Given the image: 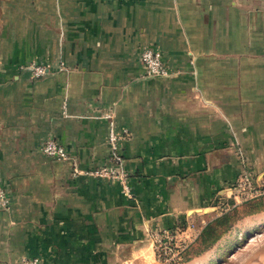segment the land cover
<instances>
[{
  "label": "crops",
  "instance_id": "1",
  "mask_svg": "<svg viewBox=\"0 0 264 264\" xmlns=\"http://www.w3.org/2000/svg\"><path fill=\"white\" fill-rule=\"evenodd\" d=\"M144 48L175 73L146 75ZM108 109L131 198L85 173L107 160ZM261 151L264 0H0V264H143L151 231L204 219Z\"/></svg>",
  "mask_w": 264,
  "mask_h": 264
},
{
  "label": "rangeland",
  "instance_id": "2",
  "mask_svg": "<svg viewBox=\"0 0 264 264\" xmlns=\"http://www.w3.org/2000/svg\"><path fill=\"white\" fill-rule=\"evenodd\" d=\"M261 153L255 157L240 156L239 172L228 182L227 193L212 199L211 207L203 212L204 219L190 220L200 231L207 222L218 218L219 228L226 227L225 232L209 247L208 240L192 242L179 264H264V154ZM153 252L151 258L143 257V264H156ZM129 259L128 264H134Z\"/></svg>",
  "mask_w": 264,
  "mask_h": 264
},
{
  "label": "built area",
  "instance_id": "3",
  "mask_svg": "<svg viewBox=\"0 0 264 264\" xmlns=\"http://www.w3.org/2000/svg\"><path fill=\"white\" fill-rule=\"evenodd\" d=\"M140 61L142 63L144 73L148 76L168 77L175 73L169 69L163 62L160 51L152 48H144L140 52ZM27 70L31 78L38 79L49 74L50 68L45 64L30 63L21 67ZM107 121V160L94 168L87 170L85 173L89 176L100 177L117 181L121 187V192L128 198L132 197V191L129 185L128 173L122 168V157L119 152V146L122 140L128 135L127 129L117 128L114 113L108 109L100 114ZM42 152L54 159H68L67 152L63 145L56 139L48 138L41 146ZM8 196L3 187L0 186V209L8 207ZM186 231L184 239H178L177 235ZM199 229L196 228L192 221L186 222L185 225H177L173 228L155 229L150 232V240L154 250L156 264H177L181 259L182 250L197 236ZM179 243V244H177ZM19 264H45L44 261L37 256L23 257Z\"/></svg>",
  "mask_w": 264,
  "mask_h": 264
},
{
  "label": "trees",
  "instance_id": "4",
  "mask_svg": "<svg viewBox=\"0 0 264 264\" xmlns=\"http://www.w3.org/2000/svg\"><path fill=\"white\" fill-rule=\"evenodd\" d=\"M226 227H223V229L219 228V219L216 218L210 222H207L204 226H202L201 230L197 234V236L182 250L181 252V258L184 256L186 250L192 242H195L197 240L207 241L206 246L209 247L212 244H214L225 232ZM192 247V245H191ZM180 261L177 262L179 264Z\"/></svg>",
  "mask_w": 264,
  "mask_h": 264
}]
</instances>
